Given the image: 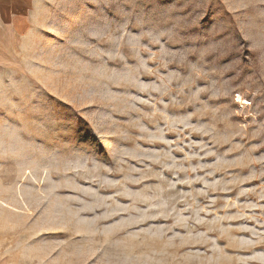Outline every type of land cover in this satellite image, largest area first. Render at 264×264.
Here are the masks:
<instances>
[{
  "label": "rangeland",
  "instance_id": "obj_1",
  "mask_svg": "<svg viewBox=\"0 0 264 264\" xmlns=\"http://www.w3.org/2000/svg\"><path fill=\"white\" fill-rule=\"evenodd\" d=\"M42 2L0 31V264H264V0Z\"/></svg>",
  "mask_w": 264,
  "mask_h": 264
},
{
  "label": "crops",
  "instance_id": "obj_2",
  "mask_svg": "<svg viewBox=\"0 0 264 264\" xmlns=\"http://www.w3.org/2000/svg\"><path fill=\"white\" fill-rule=\"evenodd\" d=\"M42 3V0H0V31L11 29L12 25L24 24L27 16L32 15Z\"/></svg>",
  "mask_w": 264,
  "mask_h": 264
}]
</instances>
